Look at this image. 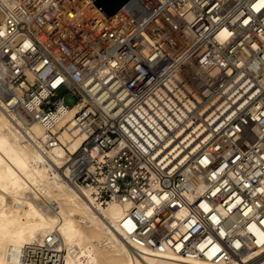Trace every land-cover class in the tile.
<instances>
[{
  "label": "built area",
  "instance_id": "2783aa9c",
  "mask_svg": "<svg viewBox=\"0 0 264 264\" xmlns=\"http://www.w3.org/2000/svg\"><path fill=\"white\" fill-rule=\"evenodd\" d=\"M0 109L41 155L66 150L70 187L126 205L133 242L264 256V0H127L108 17L91 0H0ZM53 247L25 244L21 264H62Z\"/></svg>",
  "mask_w": 264,
  "mask_h": 264
},
{
  "label": "bare ground",
  "instance_id": "6f19581e",
  "mask_svg": "<svg viewBox=\"0 0 264 264\" xmlns=\"http://www.w3.org/2000/svg\"><path fill=\"white\" fill-rule=\"evenodd\" d=\"M74 112L75 108L67 110L57 125L65 124ZM72 126L71 120L58 132L70 151L81 139L74 137L75 130L69 131ZM27 131L36 141L44 135L36 123ZM45 153L48 159L0 109V264H21L23 246L47 237L52 247L64 252L62 264H223L133 242L127 235L134 224L124 215L126 205L99 204L83 188L84 197L57 175L59 156L66 150L55 146ZM252 264H264V256Z\"/></svg>",
  "mask_w": 264,
  "mask_h": 264
},
{
  "label": "water",
  "instance_id": "95a60500",
  "mask_svg": "<svg viewBox=\"0 0 264 264\" xmlns=\"http://www.w3.org/2000/svg\"><path fill=\"white\" fill-rule=\"evenodd\" d=\"M71 1V0H70ZM95 6L106 16H110L127 0H91Z\"/></svg>",
  "mask_w": 264,
  "mask_h": 264
},
{
  "label": "rangeland",
  "instance_id": "374dc122",
  "mask_svg": "<svg viewBox=\"0 0 264 264\" xmlns=\"http://www.w3.org/2000/svg\"><path fill=\"white\" fill-rule=\"evenodd\" d=\"M58 95H62L63 96V102L69 106V105H72L75 101V98L72 94L68 93L65 91L64 88H60L58 91H57Z\"/></svg>",
  "mask_w": 264,
  "mask_h": 264
}]
</instances>
